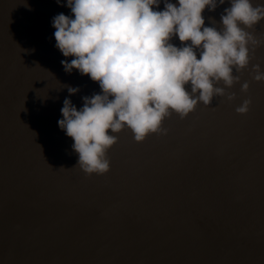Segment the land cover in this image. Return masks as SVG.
I'll list each match as a JSON object with an SVG mask.
<instances>
[{
    "label": "water",
    "instance_id": "1",
    "mask_svg": "<svg viewBox=\"0 0 264 264\" xmlns=\"http://www.w3.org/2000/svg\"><path fill=\"white\" fill-rule=\"evenodd\" d=\"M64 2L0 0V264H264V82L252 71H264V43L233 68L239 81L214 82L224 96L172 113L166 133L143 142L114 134L109 171L85 175L57 121L66 97L79 110L101 90L61 65L73 57L55 47L51 22L71 16ZM229 6L205 8V26L221 29ZM245 30L264 41V20Z\"/></svg>",
    "mask_w": 264,
    "mask_h": 264
},
{
    "label": "clouds",
    "instance_id": "2",
    "mask_svg": "<svg viewBox=\"0 0 264 264\" xmlns=\"http://www.w3.org/2000/svg\"><path fill=\"white\" fill-rule=\"evenodd\" d=\"M163 2L159 10L161 0H65L71 16L52 18L55 47L65 58L73 57L61 60L64 71L77 70L101 90L82 97L79 110L66 97L57 121L73 140L78 155L73 168L85 175L109 171L106 153L117 142L114 134L127 128L135 142H143L150 133L165 134L161 125L172 113L184 119L198 103L208 106L214 95L224 96V88L214 87V82L230 88L239 81L233 68H247L249 45L264 43L245 30L264 20V3L229 0L218 30L205 26L202 14L225 0ZM174 36L182 46L170 43ZM252 71L255 81L264 82L259 64ZM248 86L243 83L241 91ZM66 87L69 96L79 91ZM249 104L244 100L235 111L245 114Z\"/></svg>",
    "mask_w": 264,
    "mask_h": 264
}]
</instances>
